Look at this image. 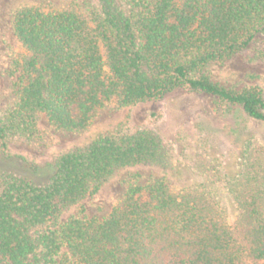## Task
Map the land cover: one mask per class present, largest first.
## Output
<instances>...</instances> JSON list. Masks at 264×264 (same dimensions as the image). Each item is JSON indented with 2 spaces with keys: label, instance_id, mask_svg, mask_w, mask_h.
Masks as SVG:
<instances>
[{
  "label": "trees",
  "instance_id": "1",
  "mask_svg": "<svg viewBox=\"0 0 264 264\" xmlns=\"http://www.w3.org/2000/svg\"><path fill=\"white\" fill-rule=\"evenodd\" d=\"M11 28L20 76L12 106L0 115V151L7 158V140H37L41 118L78 133L106 104L130 107L177 89L264 121L259 89L229 90L203 72L264 34V0L23 6ZM173 161V146L158 130L127 133L119 124L45 165L23 161L22 173L0 169V264H264V148L256 143L243 146L233 177L199 146L190 168L203 184L171 191L162 179L142 185L130 179L104 219L60 222L120 171L171 170ZM217 189L237 211L232 225L213 198Z\"/></svg>",
  "mask_w": 264,
  "mask_h": 264
},
{
  "label": "rangeland",
  "instance_id": "2",
  "mask_svg": "<svg viewBox=\"0 0 264 264\" xmlns=\"http://www.w3.org/2000/svg\"><path fill=\"white\" fill-rule=\"evenodd\" d=\"M71 1L80 4L88 2L0 0V115L12 106L20 76L15 65L20 47L11 28L14 11L23 6L58 9ZM259 53L264 54L262 33L256 34L249 46L232 58L220 64H210L203 72L211 81L226 89L242 91L257 88L264 98V57L259 56ZM119 124L123 125L127 133L144 126L158 130L173 146V169L143 165L124 169L99 191L63 212L61 223L70 217L104 219L124 196L130 179L141 185L162 179L171 191L203 184L204 178L190 168V161L199 146H206L210 155L231 177L238 171L241 150L247 142L264 148V121L249 118L240 108L227 106L212 96L177 89L159 100L130 107L106 104L98 111L90 126L78 133L57 130L41 118L37 140H7L6 152L10 158L0 151V169L22 173L23 161L45 165L67 149L87 143ZM213 198L224 212L228 224L232 225L237 211L229 198L220 189L215 190Z\"/></svg>",
  "mask_w": 264,
  "mask_h": 264
}]
</instances>
